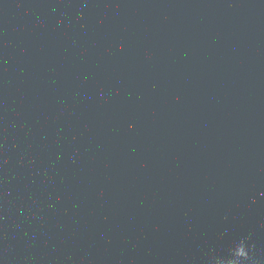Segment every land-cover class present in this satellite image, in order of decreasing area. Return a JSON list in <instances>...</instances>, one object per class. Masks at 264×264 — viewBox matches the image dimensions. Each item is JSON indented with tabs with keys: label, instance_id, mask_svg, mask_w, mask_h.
<instances>
[{
	"label": "water",
	"instance_id": "obj_1",
	"mask_svg": "<svg viewBox=\"0 0 264 264\" xmlns=\"http://www.w3.org/2000/svg\"><path fill=\"white\" fill-rule=\"evenodd\" d=\"M0 264H264V0H0Z\"/></svg>",
	"mask_w": 264,
	"mask_h": 264
}]
</instances>
